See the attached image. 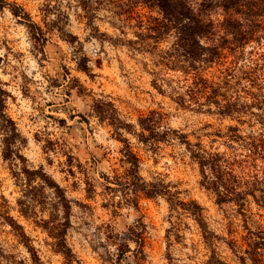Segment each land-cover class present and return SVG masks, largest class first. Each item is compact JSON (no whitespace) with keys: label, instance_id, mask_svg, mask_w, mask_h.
Instances as JSON below:
<instances>
[{"label":"clouds","instance_id":"1","mask_svg":"<svg viewBox=\"0 0 264 264\" xmlns=\"http://www.w3.org/2000/svg\"><path fill=\"white\" fill-rule=\"evenodd\" d=\"M0 264H264V0H0Z\"/></svg>","mask_w":264,"mask_h":264}]
</instances>
